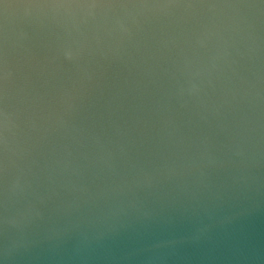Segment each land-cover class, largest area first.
<instances>
[{"label": "clouds", "instance_id": "clouds-1", "mask_svg": "<svg viewBox=\"0 0 264 264\" xmlns=\"http://www.w3.org/2000/svg\"><path fill=\"white\" fill-rule=\"evenodd\" d=\"M0 264H264V0H0Z\"/></svg>", "mask_w": 264, "mask_h": 264}]
</instances>
